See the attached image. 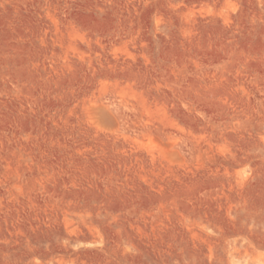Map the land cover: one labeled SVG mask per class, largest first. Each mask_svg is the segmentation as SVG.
<instances>
[{"label": "rangeland", "instance_id": "1", "mask_svg": "<svg viewBox=\"0 0 264 264\" xmlns=\"http://www.w3.org/2000/svg\"><path fill=\"white\" fill-rule=\"evenodd\" d=\"M0 264H264V0H0Z\"/></svg>", "mask_w": 264, "mask_h": 264}]
</instances>
